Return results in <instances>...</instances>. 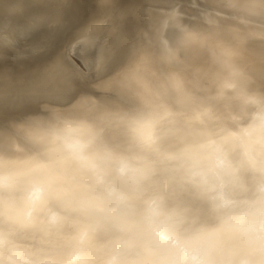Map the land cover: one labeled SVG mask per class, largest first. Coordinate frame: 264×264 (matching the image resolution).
<instances>
[{
	"label": "bare ground",
	"instance_id": "bare-ground-1",
	"mask_svg": "<svg viewBox=\"0 0 264 264\" xmlns=\"http://www.w3.org/2000/svg\"><path fill=\"white\" fill-rule=\"evenodd\" d=\"M0 264H264V0H0Z\"/></svg>",
	"mask_w": 264,
	"mask_h": 264
},
{
	"label": "snow or ice",
	"instance_id": "snow-or-ice-1",
	"mask_svg": "<svg viewBox=\"0 0 264 264\" xmlns=\"http://www.w3.org/2000/svg\"><path fill=\"white\" fill-rule=\"evenodd\" d=\"M92 2V0H80V3L84 5H88ZM93 13L89 11V16L91 17ZM79 29H76L75 32H78ZM22 64L25 68L28 67L27 61H22ZM34 66V65H33ZM77 73L74 69H72L70 66L64 64L63 62V44L59 45L58 52L55 57H50L47 62L40 68V71L38 73L39 77V84L40 87H38L35 92L31 95V99H34L37 95H39L41 92H43L42 85L47 81H56V80H62V79H73Z\"/></svg>",
	"mask_w": 264,
	"mask_h": 264
},
{
	"label": "rangeland",
	"instance_id": "rangeland-1",
	"mask_svg": "<svg viewBox=\"0 0 264 264\" xmlns=\"http://www.w3.org/2000/svg\"><path fill=\"white\" fill-rule=\"evenodd\" d=\"M104 1H106V6H107L109 4V2H112V3H118V2L126 3L128 0H104ZM35 5L36 4H33L31 7L33 8V7H35ZM93 8L94 7L91 5V8L90 9H93ZM105 9H106V7L105 8H101V6H100L99 7V11H94L93 12V18H94V20L92 21V27H93L95 21H100L102 19H103V21H105V19H106V21H105L106 22V25L103 28L99 29L98 32L95 33V37H99L101 31H105V29H107V28L112 29V34L111 35H112L113 38H110L108 41H105L102 44L103 45V48L105 50H108V54H107V57L104 60V62H106V60L109 58V56L111 55L112 51L114 50V49L113 50H109V45H112V43L114 41L113 32H114V29H115V24H114L115 18H111L110 23H108V17H105V15H107V11H105ZM88 14H89V11L87 13V16H89ZM109 24H112V25H109ZM67 46H69V43L67 44ZM73 57L75 58V60L78 63H81V60L78 57H76L75 55Z\"/></svg>",
	"mask_w": 264,
	"mask_h": 264
}]
</instances>
